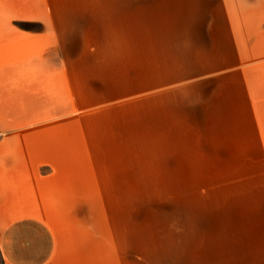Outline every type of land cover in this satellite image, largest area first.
I'll return each mask as SVG.
<instances>
[{"label":"rangeland","instance_id":"obj_1","mask_svg":"<svg viewBox=\"0 0 264 264\" xmlns=\"http://www.w3.org/2000/svg\"><path fill=\"white\" fill-rule=\"evenodd\" d=\"M238 1L264 0H0V139L99 264H264V9Z\"/></svg>","mask_w":264,"mask_h":264},{"label":"crops","instance_id":"obj_2","mask_svg":"<svg viewBox=\"0 0 264 264\" xmlns=\"http://www.w3.org/2000/svg\"><path fill=\"white\" fill-rule=\"evenodd\" d=\"M238 3L264 9V1ZM3 97L0 90V103ZM4 117L0 104V134H13ZM16 144L0 139V264H99L97 239L85 240L84 223L67 220L59 175L41 172Z\"/></svg>","mask_w":264,"mask_h":264}]
</instances>
